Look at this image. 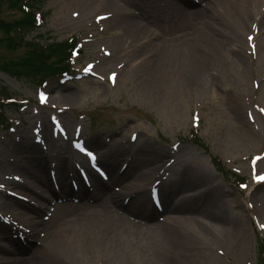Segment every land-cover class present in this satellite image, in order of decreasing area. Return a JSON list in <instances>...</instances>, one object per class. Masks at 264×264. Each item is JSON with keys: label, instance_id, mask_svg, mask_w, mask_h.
I'll use <instances>...</instances> for the list:
<instances>
[{"label": "bare ground", "instance_id": "obj_1", "mask_svg": "<svg viewBox=\"0 0 264 264\" xmlns=\"http://www.w3.org/2000/svg\"><path fill=\"white\" fill-rule=\"evenodd\" d=\"M73 1L80 5L83 11L89 9L90 2L93 1L98 7L112 9L116 13L118 19L112 22L116 33L111 34L116 55H124L123 59L139 61L134 66L139 68L138 74L132 77L141 82L146 98L154 97L159 101L165 94H175L173 102L178 109L182 100L181 93L206 87L207 83L214 80L212 71L217 70L219 75L220 71L222 73V70L231 64L245 76L249 58L243 54V48L246 46L244 35L242 38L244 31L249 32L251 28L253 32L247 36V45L248 38L255 30L257 31L255 40L259 41L260 47L258 44L256 54L258 58L260 56V59H264V0H214L204 6L188 0H177L176 4L172 0H154V15L157 19L155 23L151 21L152 11L149 9L151 0H140L139 4L130 5L137 10V15L121 10L117 4L119 0ZM159 3L162 7L158 6ZM195 6L198 8L195 9ZM98 14L106 15V12ZM191 17L198 18L203 23L191 25L188 22ZM220 31L224 32V36L231 33L230 43L238 45L235 51L230 52L228 59L221 53L224 48L223 41H220L223 37ZM108 64H111V60ZM231 107L236 122L241 123L239 110L233 105ZM65 122H69L67 118ZM64 131L66 129L61 130ZM42 134L44 141L42 147L54 140L49 121L43 122ZM246 140L254 143L251 137H247ZM9 147L20 159L27 175V178L24 177L26 180L22 177L16 178L23 182L11 183L18 190L12 191V194L29 201H37L40 206H44L43 209H47L49 205L57 209L56 222L38 224L43 226L48 237L46 236L47 239L45 238L40 249H34L30 253L32 257L25 264H52L48 261L49 257L57 254H66L72 258L79 254L76 260L81 262L80 264H126L131 258V252L132 254L134 252L129 242H136L138 246V241H141L138 239L143 237L163 246L165 250L163 264H222L219 258L210 255L211 248L206 244L228 249L230 239L226 237L230 236L233 230L242 232L243 221L233 220L227 213L219 210L215 195H212L209 201H205L203 213L213 223L226 227L225 232L229 231L226 237L221 235L224 228L204 226L192 209L183 200L178 199L180 195L172 198L163 188L160 190L157 182L163 166L158 168V163L169 157L170 152L166 149L153 151L145 141L139 143L137 150L149 153L150 159L146 157L145 162L149 172L147 169L145 172L141 167L144 163L133 159L122 162L119 168L126 165L125 169L120 173L116 172L118 159L122 155L113 151L109 157L103 159V166L110 177L108 182L110 181L111 185L112 183L119 185L115 188H108L107 185L100 187L101 182L94 178L93 191L82 188L77 193L82 200L80 204L64 201L61 205H57L58 194L51 189L50 179L45 174L46 161L54 160V156L50 152L47 154L41 152L37 144L10 143ZM179 153L187 154V147L179 149ZM28 166L30 170L26 172ZM70 167L69 163L63 162L58 171L61 194L66 199L75 198L74 192L64 183L65 170ZM185 168L181 161L173 175L174 185L183 191L182 194H189L191 193L188 191L189 188L210 180L205 173H195L193 169L185 171ZM40 169L42 175L36 177L35 173ZM164 182L168 184L167 180ZM125 189H132L130 194L133 197L126 204H124L126 195L123 194ZM151 190H156L160 197L161 210L152 205ZM46 194L52 197V202ZM0 199L2 200L0 212L3 213L5 221L29 224L33 232L34 223L37 221L34 222L31 216L39 215L43 210L24 202L17 203L15 198L5 192H0ZM191 203L196 205V198L192 197ZM9 205H13L12 210ZM160 213L162 216L158 217ZM5 233L8 235V228H5ZM11 243V249H0L1 264H18L17 256L28 249L17 242ZM220 250L221 248L216 249V252L224 254ZM102 255L107 256L95 263L94 257ZM205 256H210L209 262Z\"/></svg>", "mask_w": 264, "mask_h": 264}, {"label": "rangeland", "instance_id": "obj_2", "mask_svg": "<svg viewBox=\"0 0 264 264\" xmlns=\"http://www.w3.org/2000/svg\"><path fill=\"white\" fill-rule=\"evenodd\" d=\"M119 1H122L120 4H125V6L141 2L140 0ZM90 5L89 9L83 11L80 5H77L73 0H45L40 10L44 17L43 24L26 35L27 41L42 37L49 43H61L72 37L83 36L84 33H93L88 25L94 16L99 15L98 13L106 12L113 15V18L108 21L111 24H104L106 30L103 34L100 33V30H96V27L94 28L98 37L93 44L84 45L82 55L79 58L81 65L86 62L96 63L94 70L98 78L85 77L82 74L84 70H80L78 75L80 80L71 79L64 84L59 83V79L49 81L43 87L46 92L49 91L51 96L52 100L49 105L58 109L68 107L69 110L64 112L67 114L61 115L59 118L61 120L67 118L69 122H64L70 133L76 125L83 126L85 123L83 135L90 137L88 141L91 139L93 147L100 151V156L103 159L109 157L113 151L122 155L118 159L116 172L119 165L127 158H134L136 162L144 163L141 167L146 172V157L150 159V155L137 150L141 141H145L153 151L160 149L169 151V147L176 143L181 144L180 149L187 147L188 153L185 155L180 153L173 167L178 169L177 164L183 161L186 167L185 171L193 169L195 173H205L210 180L192 186L188 189L191 191L190 196H180V198L190 204V208L198 216L199 221L205 224L204 226L213 225L218 229L224 228L221 230L222 236L226 237L229 233V231L225 232L226 227L222 224L213 223L203 213L204 203L209 201L212 195H215V202H217L216 205L219 210L227 213L233 220L240 219L243 221L242 232L233 230L230 236L226 237L230 239L228 249L206 244L211 248L210 255L219 258L222 264H264V254L262 255L264 249V184L256 186L259 183L255 184L252 181L253 176L249 175L248 165L244 161L245 158L264 149V126L260 120L257 123H251L247 115V112L252 109V103H259L264 107V59H260L259 56L255 62L248 54L247 36L253 33L251 28L249 32L246 30L242 34V38L244 35L246 42L243 54L249 58L245 76L241 74L242 71H238L231 64L225 67L222 73L220 71L219 75H217V70L212 71L214 80L207 83L206 87L197 91L181 93L182 100L178 109L173 102L175 94H165L159 101L157 98L144 96L141 82L136 77H132L138 74L137 69L139 70V68L134 66L139 61L123 59L124 55H116L112 46L111 34L116 33L112 22L118 19L116 14L112 13L114 12L112 9L98 7L93 1L90 2ZM149 9L154 13V6L151 2ZM149 9L146 8L150 13ZM132 10L135 11L134 8ZM150 15L151 21L155 23L157 21L155 15L153 17L151 13ZM18 17H20L19 13L11 10L6 2L0 1L1 20L13 21ZM188 22L191 25L203 23L198 18H190ZM219 33L223 36L220 40L223 41L224 48L221 52L222 56L228 59L230 52L235 51L238 45L230 43L231 33L225 36L223 31ZM1 38L2 35L0 34ZM257 44L260 47L259 41ZM102 49H104V55L99 58L98 54ZM24 54V48L7 51L0 44V65L19 60L24 57ZM97 57L98 60H96ZM110 60L111 64H108ZM123 62L124 68H116L118 64ZM113 71L117 72V79L114 81L116 82L115 86H113L114 82L108 80V74ZM254 83H257V88H255ZM37 87L36 81L16 79L0 71V97L5 92L17 102L22 101L27 106L25 110H18L17 107H7L5 110L7 122L8 118H17L22 121V125L17 128L15 134L22 141V145L23 143L31 145L30 131L36 119L39 117L47 119L45 112L39 111L36 106L42 94L36 92ZM231 105L239 110L241 123L236 122ZM197 113L200 122L196 128L192 125L193 116L194 114L196 116ZM79 114L92 115L93 119L88 124L87 119L80 120V116L77 117ZM195 129L199 133L197 137L201 140L204 148L195 144L193 137ZM131 133L137 134V141L134 144L129 141ZM247 137H251L254 143L248 142ZM12 138L11 135L5 136L0 127V180L7 179V175L10 173L27 178L20 159L6 150V146ZM52 145L56 146V149L62 146V144L59 145L55 142ZM169 159V157L162 159L158 163V168L169 162ZM216 159L220 162L219 167L214 164ZM261 168L262 171H256V178L264 174V163ZM29 170L30 166L26 172ZM147 171L149 172L148 169ZM35 174L37 176L42 175L41 169ZM172 178L173 176L168 183L169 190L175 194H182L183 191L174 185L175 181L172 182ZM237 178L244 179L243 183H245L246 189L239 188ZM131 190L125 189L123 194L129 197ZM191 195L196 198V205L191 203ZM249 203L253 207L252 211ZM12 207L13 205H9L11 210ZM56 212L48 223L56 222ZM254 219L259 220L260 223L257 224ZM227 229L231 230V228ZM37 233L44 237L41 238L42 241L34 242L32 247H35L34 249H40L48 237L46 230L42 228ZM237 239L241 241H236ZM138 240H141L138 241V246L136 242H129V246L134 252L133 254L131 252V258L126 264H163V252L165 250L161 244L156 245L154 241L146 237ZM3 246L9 249L7 243H3ZM219 248L225 255L216 252V249ZM106 256L94 257L95 263ZM30 257L32 255L26 253L17 257L18 264L27 263ZM78 257L79 254L74 255V258L66 254H57L52 258L49 257L48 261L52 264H80L81 262L76 260ZM209 258L210 256H205L206 260Z\"/></svg>", "mask_w": 264, "mask_h": 264}, {"label": "trees", "instance_id": "obj_3", "mask_svg": "<svg viewBox=\"0 0 264 264\" xmlns=\"http://www.w3.org/2000/svg\"><path fill=\"white\" fill-rule=\"evenodd\" d=\"M42 2L43 0H34L32 6L36 7L37 5H41ZM9 7L18 11L17 0H9ZM32 25L30 16L24 17L20 21H12L8 23L0 21V33L4 35L1 44H3L6 49H10L12 41L9 40L10 35L15 34L18 28L20 29L19 31H24L27 28H31ZM16 39L18 41L16 48H18L20 44H22L20 46L25 45L26 52L24 57L19 60L10 61L2 65L3 69L12 73V75L19 78L22 76L25 78H34L43 73L49 74L52 69L54 72L60 65H63L64 49L61 48V46L52 45L43 51L38 45L25 43L23 38L19 35H17ZM55 60L56 63L53 62ZM44 66H46L45 69Z\"/></svg>", "mask_w": 264, "mask_h": 264}]
</instances>
